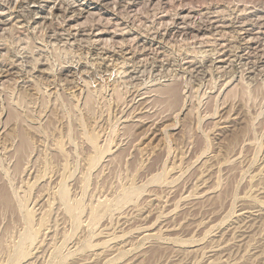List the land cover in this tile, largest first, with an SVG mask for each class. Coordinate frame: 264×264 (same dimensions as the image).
<instances>
[{
  "label": "rangeland",
  "instance_id": "374dc122",
  "mask_svg": "<svg viewBox=\"0 0 264 264\" xmlns=\"http://www.w3.org/2000/svg\"><path fill=\"white\" fill-rule=\"evenodd\" d=\"M0 264H264V0H0Z\"/></svg>",
  "mask_w": 264,
  "mask_h": 264
},
{
  "label": "bare ground",
  "instance_id": "6f19581e",
  "mask_svg": "<svg viewBox=\"0 0 264 264\" xmlns=\"http://www.w3.org/2000/svg\"><path fill=\"white\" fill-rule=\"evenodd\" d=\"M23 1V0H22ZM84 27V26H83ZM117 31V30H116ZM115 31V32H116ZM67 32V31H66ZM130 32V31H129ZM67 35V34H66ZM114 35V34H113ZM123 43V42H122ZM123 45V44H122ZM9 53V52H8ZM6 59H8V58H5V60ZM4 61V60H3ZM8 62V61H7ZM10 62V61H9ZM37 63V62H36ZM3 65V64H2ZM11 65H13V64H11ZM118 65V64H117ZM67 66V65H66ZM121 70V69H120ZM119 73V72H118ZM3 85V84H2ZM5 92H6V90H4ZM173 95L171 96L172 97V99L175 101V100H177V99H175V97H176V93L174 94V93H172ZM142 95V94H141ZM145 100V99H144ZM150 100V99H149ZM169 100V99H168ZM4 133V132H3ZM3 140H5V139H3ZM2 142V141H1ZM70 213V212H69ZM28 237H30L29 235H28ZM27 240V239H26ZM30 240V239H29Z\"/></svg>",
  "mask_w": 264,
  "mask_h": 264
}]
</instances>
